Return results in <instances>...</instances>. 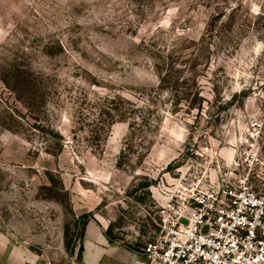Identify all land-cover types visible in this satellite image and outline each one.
Listing matches in <instances>:
<instances>
[{
	"label": "rangeland",
	"instance_id": "1",
	"mask_svg": "<svg viewBox=\"0 0 264 264\" xmlns=\"http://www.w3.org/2000/svg\"><path fill=\"white\" fill-rule=\"evenodd\" d=\"M255 118L264 0H0V225L42 264L93 219L140 252L161 188Z\"/></svg>",
	"mask_w": 264,
	"mask_h": 264
},
{
	"label": "built area",
	"instance_id": "2",
	"mask_svg": "<svg viewBox=\"0 0 264 264\" xmlns=\"http://www.w3.org/2000/svg\"><path fill=\"white\" fill-rule=\"evenodd\" d=\"M205 161L161 188L163 222L144 240L141 264H264V120H251L225 157Z\"/></svg>",
	"mask_w": 264,
	"mask_h": 264
},
{
	"label": "crops",
	"instance_id": "3",
	"mask_svg": "<svg viewBox=\"0 0 264 264\" xmlns=\"http://www.w3.org/2000/svg\"><path fill=\"white\" fill-rule=\"evenodd\" d=\"M143 258L133 248L110 241L94 219L86 225L80 264H141ZM0 264H42V261L13 241L0 225Z\"/></svg>",
	"mask_w": 264,
	"mask_h": 264
},
{
	"label": "trees",
	"instance_id": "4",
	"mask_svg": "<svg viewBox=\"0 0 264 264\" xmlns=\"http://www.w3.org/2000/svg\"><path fill=\"white\" fill-rule=\"evenodd\" d=\"M87 222H88V221H87ZM87 222H85V224H84L85 226H84V230H83V233H84V231H85V227H86V225H87Z\"/></svg>",
	"mask_w": 264,
	"mask_h": 264
}]
</instances>
